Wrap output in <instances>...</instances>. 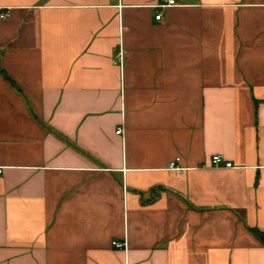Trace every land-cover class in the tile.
<instances>
[{"label":"crops","instance_id":"0c3cea01","mask_svg":"<svg viewBox=\"0 0 264 264\" xmlns=\"http://www.w3.org/2000/svg\"><path fill=\"white\" fill-rule=\"evenodd\" d=\"M159 1L0 0V264H264V0Z\"/></svg>","mask_w":264,"mask_h":264},{"label":"built area","instance_id":"2783aa9c","mask_svg":"<svg viewBox=\"0 0 264 264\" xmlns=\"http://www.w3.org/2000/svg\"><path fill=\"white\" fill-rule=\"evenodd\" d=\"M176 4V0H160L159 1V6H170V5H175ZM156 19L157 20H163V17H162V14L161 13H158L156 14ZM123 59H124V52L123 50H119L118 53H117V61L116 62H119L120 64L123 63ZM121 130L118 129L117 132L119 133ZM223 160V157L221 155H214L212 157V163L214 165H217V164H220V162ZM226 166H231L232 163L227 161L226 163ZM170 168H177L175 163L174 162H171L170 165H169ZM3 170V167H0V173L2 172ZM112 244L116 247H119V248H122V247H125L126 246V242H119L117 240H113L112 241Z\"/></svg>","mask_w":264,"mask_h":264}]
</instances>
